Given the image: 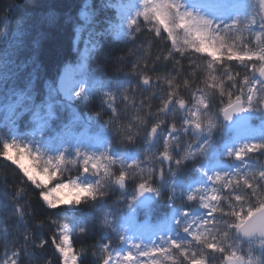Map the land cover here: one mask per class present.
<instances>
[{
  "label": "snow or ice",
  "instance_id": "1",
  "mask_svg": "<svg viewBox=\"0 0 264 264\" xmlns=\"http://www.w3.org/2000/svg\"><path fill=\"white\" fill-rule=\"evenodd\" d=\"M139 4L136 17L128 20L129 28L131 31H140L137 18L141 17L143 22L151 24L153 27L148 31L154 32L165 47L170 44L166 60L173 59V50L182 58L188 56L192 59L191 53L208 58L205 65L208 75L204 88L193 93L191 106L175 91H169L159 109L164 118L169 113H180L183 127L177 128L172 123L165 134L161 129V120L146 134L145 145L149 147H155L163 140V151L158 159L155 155L146 156V159L161 165L159 171L152 166L148 168L146 176H133L128 167L141 168L143 172L141 163L134 159L128 165L116 151L99 155L77 151L76 159H66L63 153L44 159L38 150L16 140L0 143V157L19 168L22 183L30 182L39 190L40 198L51 209L60 205L95 202L113 187L124 190L121 194L123 202L127 204V212L119 217L113 214V221L108 220V211L94 210L85 217H72L70 224L66 222L58 225L59 232L53 234L52 243L59 253V264H82L87 249L75 250L72 234L77 229L79 235L87 234L94 227L93 220L98 219L101 227L110 228L117 233L121 243L127 244L128 237L124 233L128 227H135L137 214L143 212L146 219L150 218L155 211V202L163 200L165 192L169 193L167 203L171 205L172 212L168 220L174 221V224H170L167 232L160 236V242L153 240L151 248L134 244L132 248L121 252L112 247L111 233L106 230L102 239L109 242L93 246L97 249L93 256L97 257L99 264H135V258L139 257H152L150 261H141V264H160L155 258L160 255L172 264H264V169L253 170L245 160L250 153L264 155V135L259 139L246 138L242 144H227L223 152H220L215 147L216 137L213 134V130L223 132L227 127L235 131L238 138L248 129L251 119L258 117L264 121V0H255L253 10L245 13L243 19L239 15L228 14L235 9L233 6L236 4L222 3L220 0H140ZM107 7V4H102L99 9L94 10L98 12ZM241 25L250 33L249 41L245 42L240 36V45L228 43L227 37L235 34ZM98 35L102 36L104 33L100 32ZM181 35L183 47L178 46ZM252 39L258 42L255 46H250ZM184 49L189 51L185 52ZM232 61L243 67L246 74L237 80V76L225 68L223 76L227 77L229 88L223 83V77L218 81L215 73L218 71L217 65L223 67ZM179 63L176 60V64ZM83 66L82 57L81 69ZM174 79L175 77L168 80L170 87ZM141 84L151 86L153 81L148 76H141ZM77 89L74 95L80 96L82 89ZM130 89L131 86L125 89V94L121 97L126 104L129 102L127 92ZM107 103L114 110L115 95ZM132 106L135 107L134 104ZM146 116L137 115L136 123H129L126 142L121 141V148L136 144V136L140 132L137 125L146 126ZM202 119H207L208 123H203ZM133 128H136V132L132 131ZM181 133L194 137L195 143L182 149ZM143 151L147 153L148 147ZM181 151H185L186 155L174 156V152ZM222 155L234 158L239 163L225 169L219 164V157ZM198 158H202L204 162L195 165L193 169L200 185L194 188L191 183H185L182 172L186 161L191 160L195 164ZM25 160L28 161L27 165ZM68 163L77 164L85 179L72 176L66 180L61 179ZM88 174L95 178L94 181L88 179ZM54 180L58 182L50 186ZM130 184L135 185L132 193L126 190ZM153 184L158 186L153 187ZM178 190L186 194L189 202L198 198L201 210H182L178 207L175 195ZM224 190L227 191L226 196L221 194ZM144 193L149 195L145 196ZM20 195L21 192L17 191L16 196ZM224 205L227 206V211ZM15 211L17 215H22L24 210L16 208ZM117 220L123 221L119 230ZM142 227L146 228L147 223ZM155 235V232L151 233V236ZM23 239L24 245L11 251L10 256L6 246L5 258L0 264H21L22 257L35 258L36 250L44 249L47 244L42 238L35 242L27 230ZM44 264L53 262L49 259Z\"/></svg>",
  "mask_w": 264,
  "mask_h": 264
},
{
  "label": "trees",
  "instance_id": "2",
  "mask_svg": "<svg viewBox=\"0 0 264 264\" xmlns=\"http://www.w3.org/2000/svg\"><path fill=\"white\" fill-rule=\"evenodd\" d=\"M102 4H106V0H0V113L4 107L11 108L10 117L0 124V143L5 140L27 143L47 159L63 153L61 140L67 142L71 131L81 132L82 135L93 134L105 140L111 152L134 155L144 171L128 167L129 173L133 176H146L149 167L154 166L157 171L161 167L159 163L146 159V156L155 155L158 159V154L163 151L162 148H149L145 145L147 132L161 120L164 132H167L172 123L177 128L183 127L180 113H169L164 118L159 112L163 99L169 91H175L191 106L193 93L204 88L208 75L205 67L208 58L195 53H191L192 59L188 56L182 58L173 50V59L166 60L170 44L165 47L154 32H149L148 29L153 26L143 22L142 17L137 18L140 31H131L129 28L124 38L116 39L113 36L116 30L113 24L117 21L114 19L115 11L109 7L98 12L94 10L99 9ZM82 12L85 17L81 16ZM97 31L104 35L91 34ZM78 32L80 40L76 47L74 40ZM88 35L92 36L96 48L84 59L82 95L68 101L57 89L58 78L65 66H77L81 63V41ZM240 36L245 42L250 39V33L243 25L235 34L227 37V42L240 45ZM133 40L135 43H132ZM257 43L252 39L250 46ZM176 60L180 63L176 64ZM225 68L237 76V80L246 74L245 69L235 61L228 62L223 67L217 65L215 75L218 81L223 77V83L229 88L227 77L223 76ZM141 76L150 77L153 84L142 85ZM173 77L175 79L170 87L168 80ZM129 86V102L126 104L121 97ZM113 95L114 110L107 103ZM216 97L218 104V91ZM148 113L150 115L146 116ZM137 115L146 116V126L137 125L140 132L136 136L135 145L121 148V141L126 142L128 125L130 122L136 123ZM202 122L206 124L208 121L202 119ZM252 124L257 126V121L254 120ZM132 131L136 132V128ZM262 135L264 127L261 132H256L255 138L259 139ZM230 136L226 129L215 133V147L218 151L222 152L220 140H229ZM193 139L192 136L188 139L180 138L181 148L186 149ZM145 147H148L147 153L143 151ZM184 154L181 153L180 156ZM174 156L177 157L175 152ZM219 159L230 161L226 163L227 167L234 165V158L220 156ZM245 160L253 170L264 169V155L260 153H250ZM200 163H203L202 158H198L195 164L191 160L186 161L182 172L185 183L197 177L193 169ZM131 164L132 162L128 165ZM146 164L148 168H145ZM164 167L166 169L167 165ZM81 175L78 165L67 164L60 178L66 180L69 176ZM21 177L19 168L0 157V262L5 258L6 246L10 256L11 251L24 245L23 236L27 230L35 242L42 238L47 244L44 249L36 250L35 258L22 257L21 264H44L49 259L53 264H59V253L52 243L53 234L59 232L58 225L66 222L70 224L72 217H85L94 210L108 211L109 221L114 220V215L119 217L127 212V204L123 202L124 197L118 187L107 190L106 195L95 202L60 205L51 209L40 198L39 190L30 182L22 183ZM88 179L91 181L89 176ZM56 182L58 180L51 182L50 186ZM152 186L157 187L158 184ZM134 188L135 185L130 184L126 190L132 193ZM17 191L21 192L19 197L16 196ZM221 194L226 196L227 191L224 190ZM168 195L165 192L164 199L155 202V211L150 218L146 219L143 212H140L135 219L156 224L166 218L171 212V205L167 203ZM175 195L176 204L181 209L191 210L197 206L194 201L189 202L177 193ZM16 208H23V214L17 215ZM224 208L225 211L228 210L226 205ZM92 223L94 227L87 234L79 235L78 229L72 234L73 248L77 251L87 249L82 264H99L97 257L93 256V252H97L93 246L109 242L102 239L106 230L111 233L112 247L118 249L120 246L116 232L101 227L98 219ZM116 225L118 229L119 220ZM158 259L160 264H172L162 255Z\"/></svg>",
  "mask_w": 264,
  "mask_h": 264
},
{
  "label": "rangeland",
  "instance_id": "3",
  "mask_svg": "<svg viewBox=\"0 0 264 264\" xmlns=\"http://www.w3.org/2000/svg\"><path fill=\"white\" fill-rule=\"evenodd\" d=\"M220 2L228 3V4H236L233 6L236 10L235 9L231 10L228 14H233V16L239 15L241 19H243V16L245 13H250L253 10V6L255 5V0H220ZM139 3H140V0H113V1L106 0V4L109 5L108 7L115 11L114 19H116L117 22L114 23V25L116 26V28H115L116 32H114L113 35L117 39H121L126 35L128 28H129L128 20L136 17V14L140 8ZM81 16L85 17V13L82 12ZM105 29H107V28H105ZM100 31L91 32V34L92 35L98 34V33H100ZM77 39H78V35L76 36V40ZM182 40H183V38L181 35V37L179 38V44H178L179 47H183ZM94 45H95V43H94V40L92 39V36H90V35L86 36L85 39L83 40V43H82L80 55L82 57L87 56L88 52L90 50H93L96 48V45H95V47H94ZM80 65H81V63L78 64L77 66H66L59 76L57 87H58V90H59V93L61 94V96L66 100H72L74 97H79V96L74 95V91L78 90L77 88L83 90V84H84L83 78L84 77H83V69H81ZM8 108H9L8 106L4 107L3 111L0 113V124L10 117L9 114H10L11 108L10 109H8ZM0 111H1V108H0ZM255 119L257 121V126L252 125V126L248 127V129L243 134H241L238 138H237L236 132L232 133V136L230 139L232 141L228 144H242L243 142H245L246 138H255L256 132H258V133L261 132L262 128L264 127V121L260 120L258 117H255ZM207 123L208 122H206V124ZM164 133L166 134L167 132H164ZM215 133H217V131L213 130L214 136H215ZM190 136L191 135H185V134L181 133L180 138L182 139V137H183V138L188 139V138H190ZM98 137L99 136H95L93 134L82 135L81 132L76 133V132L71 131L70 134L68 135L67 142L66 141L62 142V140H61L62 148L64 149L63 154L66 156V159H76L75 153L77 151L86 152V153H90V154H97V155H99L100 153H103V152L111 153V150L109 149V147L107 145V142L105 140H103L101 137H99V138ZM193 140L194 141L191 144L195 143V138ZM220 141H222V140H220ZM215 143H216V139H215ZM155 147H158L157 149L162 148V150H163V140L161 139L160 143L158 145H156ZM149 148H153V147H149ZM175 153H176L177 157H179L181 155V153H185L184 155H186L185 151L175 152ZM117 154L120 156V158L125 159L127 161V164L129 162L133 161L132 157L130 155L129 156H123V155H120L119 153H117ZM222 156L224 157L225 155H222ZM227 162H230V161L225 162L224 160L219 159V164L225 169L228 168L226 166ZM24 163L27 165L28 161L25 160ZM233 163L237 164L239 162L234 161ZM69 164H70V166H73V165L76 166L77 165V164H73V163H68V165ZM145 168H148L147 164H146ZM88 176L91 179V181H94L95 178L92 179L90 177V175H88ZM79 178L81 180H84L85 175L82 174L81 177H79ZM189 183H191L194 188L200 186L199 183L197 182V178L195 180H192ZM176 193L178 194L179 197H182L185 200H187L186 194L181 193L179 190ZM194 202L197 204V206L191 210H201L200 204H199V199L197 198V200H195ZM146 223H147V227L146 228L142 227ZM170 224H174V221H169L168 218L166 220L160 221L156 225H152L149 222H147L146 220L137 221L135 219V227H128L127 231L124 233V235L126 237H128L127 244L121 243V241L119 239L120 246L118 249L121 252H125L129 248H132V245H134V244H139V245H141V247L146 246L148 248H151L152 247V241L155 240L157 243H159L160 242V236L167 232ZM121 226H123V221L119 220L118 230ZM153 232L156 233L155 236H151V233H153ZM132 250L135 251L134 248ZM114 255H115V253H114ZM155 258L158 261H160L158 259V257H155ZM121 259H122V257H121ZM151 259H152V257L135 258V264H141V261H150Z\"/></svg>",
  "mask_w": 264,
  "mask_h": 264
},
{
  "label": "water",
  "instance_id": "4",
  "mask_svg": "<svg viewBox=\"0 0 264 264\" xmlns=\"http://www.w3.org/2000/svg\"><path fill=\"white\" fill-rule=\"evenodd\" d=\"M221 117H222V114H221ZM222 120H223V117H222ZM225 124H227V123H229V122H224ZM250 123H251V120L249 121V125H250ZM227 128V127H226ZM227 129H229V128H227ZM231 130V129H230ZM166 164V163H165ZM144 195L145 196H147V195H149L148 193H144Z\"/></svg>",
  "mask_w": 264,
  "mask_h": 264
}]
</instances>
